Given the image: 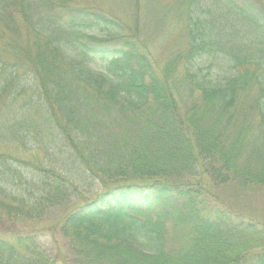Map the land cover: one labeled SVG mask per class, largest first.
<instances>
[{
	"label": "trees",
	"instance_id": "trees-1",
	"mask_svg": "<svg viewBox=\"0 0 264 264\" xmlns=\"http://www.w3.org/2000/svg\"><path fill=\"white\" fill-rule=\"evenodd\" d=\"M75 1L0 0V264H264L263 228L204 183L264 185V6L188 0V45L160 65L117 15Z\"/></svg>",
	"mask_w": 264,
	"mask_h": 264
},
{
	"label": "rangeland",
	"instance_id": "rangeland-1",
	"mask_svg": "<svg viewBox=\"0 0 264 264\" xmlns=\"http://www.w3.org/2000/svg\"><path fill=\"white\" fill-rule=\"evenodd\" d=\"M75 2L80 6L103 8L117 15L124 23V33L135 34L137 32L144 37L151 53L160 65L164 64L173 52L184 49L188 45L189 34L186 29L188 0H76ZM254 2L264 6V0H254ZM215 11L218 10L215 9ZM215 13L212 11L213 16ZM248 31L251 29L248 28ZM23 32H25V28ZM108 32L109 30L106 28L94 30V34L99 38L107 35ZM18 41L23 42L21 33L18 35ZM62 50L68 58L79 61L89 68L98 71L105 70V60L96 55L84 53L78 44H64ZM197 63L202 67L207 66L212 76L223 75L227 71L226 61L220 57L204 55ZM3 102L4 98L0 99V115H7L8 109L3 107ZM97 112L103 114L102 118L104 119L113 118L117 114L113 104L107 108L97 107ZM204 183L208 188L209 199L213 205L240 213L246 220L255 223L264 231V185L242 186L237 182L216 184L206 175ZM62 212V209L57 210L49 220L36 223L35 226L40 229L50 227L56 223L55 219L62 215ZM31 225L25 223L20 224L19 227ZM49 233L47 231V234ZM58 242L63 249H67V241L61 235L58 236ZM260 248L264 249V247ZM260 248L254 251H259Z\"/></svg>",
	"mask_w": 264,
	"mask_h": 264
}]
</instances>
